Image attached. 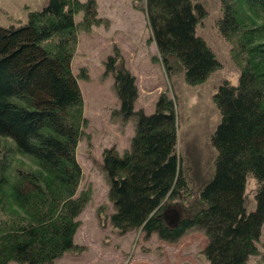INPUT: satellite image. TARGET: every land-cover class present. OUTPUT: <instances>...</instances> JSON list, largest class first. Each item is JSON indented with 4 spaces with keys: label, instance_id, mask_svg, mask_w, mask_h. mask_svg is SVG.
Returning a JSON list of instances; mask_svg holds the SVG:
<instances>
[{
    "label": "trees",
    "instance_id": "1",
    "mask_svg": "<svg viewBox=\"0 0 264 264\" xmlns=\"http://www.w3.org/2000/svg\"><path fill=\"white\" fill-rule=\"evenodd\" d=\"M144 12L166 75L182 70L190 86L202 84L222 65L196 33L211 14L203 0H144ZM215 28L230 46L238 72L233 85L222 79L212 95L219 121L211 143L213 176L199 195L200 209L173 225L160 216L166 202L188 193L176 154L177 116L173 100L159 95L155 111H134L135 78L120 55L108 58L119 100L117 115L133 119L129 148L102 152L111 226L119 233L141 230L147 238L174 243L200 230L206 264H246L257 252L264 223V0H216ZM82 11L80 22L75 15ZM94 0H48L20 26L0 27V138L33 169L10 179L0 160V264H55L67 251L81 250L73 238L90 191L78 193L82 168L76 149L87 125L72 58L79 30L99 23ZM258 22V24H253ZM255 182L253 210L245 185Z\"/></svg>",
    "mask_w": 264,
    "mask_h": 264
},
{
    "label": "rangeland",
    "instance_id": "2",
    "mask_svg": "<svg viewBox=\"0 0 264 264\" xmlns=\"http://www.w3.org/2000/svg\"><path fill=\"white\" fill-rule=\"evenodd\" d=\"M47 1L0 0V27L25 24L28 12L40 10ZM203 1L210 7L211 14L198 24L196 33L213 49L222 67L202 84L190 86L176 64L171 74L166 75L160 60H156L158 54L151 40L144 0H94L97 18L101 21L92 24L89 30L78 31L71 63L72 72L78 77L87 119L76 149V159L82 168L77 191L89 190L90 199L78 216L79 226L73 238L81 250L65 252L55 264H206L201 254L206 239L200 230H189L174 243L159 239L156 233L145 238L138 229L126 233L116 231L109 221L112 205L107 199V183L102 171L103 150L114 148L121 154L129 148L134 134L133 119L123 120L117 115L120 104L108 58L118 52L120 57L113 63L114 70L123 65L135 78L134 111L152 114L162 93L175 105V151L182 162L188 193L179 200L166 202L160 216L173 225L200 209V191L214 171L211 136L219 116L212 95L222 79H228L233 85L238 80L230 46L215 28L216 0ZM82 15L79 11L75 21L80 22ZM5 154L10 162L5 174L10 179L15 177L17 169H33L28 158L14 153L8 139L0 138V160ZM255 186L253 178H248L245 196L251 210L255 208ZM256 247L257 252L249 256L246 264H264V223ZM7 264L17 263L9 261Z\"/></svg>",
    "mask_w": 264,
    "mask_h": 264
}]
</instances>
